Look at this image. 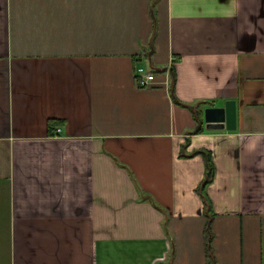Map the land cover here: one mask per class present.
<instances>
[{
  "label": "crops",
  "instance_id": "1",
  "mask_svg": "<svg viewBox=\"0 0 264 264\" xmlns=\"http://www.w3.org/2000/svg\"><path fill=\"white\" fill-rule=\"evenodd\" d=\"M0 264H264V0H0Z\"/></svg>",
  "mask_w": 264,
  "mask_h": 264
},
{
  "label": "water",
  "instance_id": "2",
  "mask_svg": "<svg viewBox=\"0 0 264 264\" xmlns=\"http://www.w3.org/2000/svg\"><path fill=\"white\" fill-rule=\"evenodd\" d=\"M206 128L209 130L237 129V101L226 100L222 106H209L205 109Z\"/></svg>",
  "mask_w": 264,
  "mask_h": 264
},
{
  "label": "trees",
  "instance_id": "3",
  "mask_svg": "<svg viewBox=\"0 0 264 264\" xmlns=\"http://www.w3.org/2000/svg\"><path fill=\"white\" fill-rule=\"evenodd\" d=\"M202 104H206V105H214V101H205ZM200 117L202 120V125L197 129V132H202L203 130H205L203 123H204V117H203V111L200 112ZM206 160L207 163V172H206V176L204 178V180L201 182V184L196 188V192L199 194V196L202 198L203 203H204V207H205V211L211 209V201L209 196L207 195L206 192V186L211 183L214 179V174H215V167L212 161V154L209 151H202L201 152ZM207 232H209V228L207 227L206 229ZM207 251H208V255L211 254V249H210V245L207 243Z\"/></svg>",
  "mask_w": 264,
  "mask_h": 264
},
{
  "label": "built area",
  "instance_id": "4",
  "mask_svg": "<svg viewBox=\"0 0 264 264\" xmlns=\"http://www.w3.org/2000/svg\"><path fill=\"white\" fill-rule=\"evenodd\" d=\"M137 81L140 86L146 87L156 82L155 73L144 68L139 67L136 72Z\"/></svg>",
  "mask_w": 264,
  "mask_h": 264
}]
</instances>
